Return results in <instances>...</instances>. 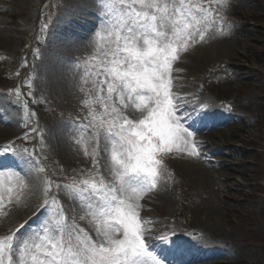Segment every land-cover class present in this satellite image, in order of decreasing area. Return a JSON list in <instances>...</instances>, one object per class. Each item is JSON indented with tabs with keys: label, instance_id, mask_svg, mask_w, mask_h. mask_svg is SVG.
<instances>
[{
	"label": "rangeland",
	"instance_id": "1",
	"mask_svg": "<svg viewBox=\"0 0 264 264\" xmlns=\"http://www.w3.org/2000/svg\"><path fill=\"white\" fill-rule=\"evenodd\" d=\"M213 8L222 22L180 52L171 72L175 103L184 112L204 105L210 114L194 125L199 155L164 159L157 188L140 201V217L151 221L145 239L152 245L176 234L187 250L176 257L183 264H264V0ZM99 16L97 0H0V150L10 146L31 161L21 162L30 173L27 187L19 202H6L0 237L21 224V236L39 231L50 218L52 209L41 207L47 177L49 196L59 201L52 208L62 207L68 223L96 239L64 185L97 172L96 142L85 155L74 129L88 123L82 65L94 54ZM125 111L140 118L133 108ZM104 147L101 140L98 171L110 181Z\"/></svg>",
	"mask_w": 264,
	"mask_h": 264
},
{
	"label": "snow or ice",
	"instance_id": "2",
	"mask_svg": "<svg viewBox=\"0 0 264 264\" xmlns=\"http://www.w3.org/2000/svg\"><path fill=\"white\" fill-rule=\"evenodd\" d=\"M97 3L100 16L91 41L94 54L83 62L80 87L88 123L74 129L85 155L90 142H96L91 155L97 172L64 185L69 198L78 199L85 210L80 219L90 217L96 239L75 222L68 223L62 207L52 208L59 201L49 196L52 181L45 177L41 207L52 209L50 218L39 231L21 236V224L0 237V264H183L176 257L187 250L172 238L175 233L158 237L157 245L146 241L145 226L151 221L141 219L140 201L157 188L168 155H199L194 125L210 114L204 105L184 112L175 103L172 65L180 52L203 41L222 22L213 3L226 7L228 0ZM216 31L224 34L220 27ZM89 83L91 87H86ZM129 108L139 112L140 118L130 119L125 111ZM101 140L110 181L98 171ZM22 161L24 157L10 146L0 150V214L7 215L3 212L6 202L11 204L13 197L19 202L27 187L24 177L30 173Z\"/></svg>",
	"mask_w": 264,
	"mask_h": 264
},
{
	"label": "bare ground",
	"instance_id": "3",
	"mask_svg": "<svg viewBox=\"0 0 264 264\" xmlns=\"http://www.w3.org/2000/svg\"><path fill=\"white\" fill-rule=\"evenodd\" d=\"M3 23V22H2ZM3 25L2 24H0V28L2 27ZM6 29V28H5ZM178 105V104H177ZM181 107H182V105H181ZM184 107V106H183Z\"/></svg>",
	"mask_w": 264,
	"mask_h": 264
},
{
	"label": "trees",
	"instance_id": "4",
	"mask_svg": "<svg viewBox=\"0 0 264 264\" xmlns=\"http://www.w3.org/2000/svg\"><path fill=\"white\" fill-rule=\"evenodd\" d=\"M234 264H237V263H234Z\"/></svg>",
	"mask_w": 264,
	"mask_h": 264
}]
</instances>
